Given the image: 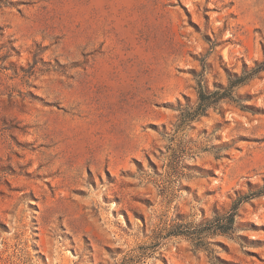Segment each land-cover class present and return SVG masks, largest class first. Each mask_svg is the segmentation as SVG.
<instances>
[{
    "label": "rangeland",
    "instance_id": "374dc122",
    "mask_svg": "<svg viewBox=\"0 0 264 264\" xmlns=\"http://www.w3.org/2000/svg\"><path fill=\"white\" fill-rule=\"evenodd\" d=\"M0 264H264V0H0Z\"/></svg>",
    "mask_w": 264,
    "mask_h": 264
},
{
    "label": "trees",
    "instance_id": "16d2710c",
    "mask_svg": "<svg viewBox=\"0 0 264 264\" xmlns=\"http://www.w3.org/2000/svg\"><path fill=\"white\" fill-rule=\"evenodd\" d=\"M208 99L209 97L206 96L202 91L200 92V102H201V105H203L204 107L208 106ZM219 222L223 223V222H230V223H233V218H228V217H222V218H218ZM225 230H222V232H224Z\"/></svg>",
    "mask_w": 264,
    "mask_h": 264
}]
</instances>
